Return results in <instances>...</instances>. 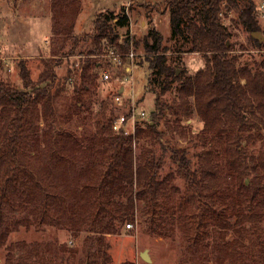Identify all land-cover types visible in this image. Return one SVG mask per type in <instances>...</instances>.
Listing matches in <instances>:
<instances>
[{
	"label": "trees",
	"instance_id": "16d2710c",
	"mask_svg": "<svg viewBox=\"0 0 264 264\" xmlns=\"http://www.w3.org/2000/svg\"><path fill=\"white\" fill-rule=\"evenodd\" d=\"M162 6L170 18L168 41L151 27L143 37L132 39L128 32L119 42L117 29L130 26L126 12L100 11L93 29L78 34L80 0H51L53 56L79 57L63 78L73 85V104L66 113L58 109L64 87L54 60L47 61L38 81L21 60L23 88L0 80V228L7 211L28 208L38 224L69 228L75 236L85 233L84 264H96L92 251L103 254L109 249L106 237L134 222L136 198L141 218L159 234L179 230L183 235L187 247L181 264L214 259L215 264H264V178L250 176L242 151L248 103L254 106L251 114L264 120V61L262 71H236L235 59L228 56L232 32L223 20L224 14L236 15L232 20L250 33L253 46L264 49L252 35L260 32L255 1L164 0ZM132 43L147 54L142 58L145 92L155 95L146 128L138 124V141L157 137L162 142L166 132L159 128L166 116L190 117L191 98L210 135L207 151L171 150L167 174L166 158L153 147L143 146L136 156L134 137L113 130L117 108L107 101L100 103L95 135L81 138L69 127L83 109L91 110L86 98L102 69L96 58L114 53L125 62ZM193 52L205 55L207 71L185 75L172 55ZM239 78L247 81L246 88L236 83ZM117 89L115 95L122 93L121 86ZM173 91L176 104L166 97ZM230 133L235 139L226 147ZM7 234L0 232V246ZM17 250L22 254L16 256ZM7 251L5 264H68L65 256L76 255L75 249L50 243H12Z\"/></svg>",
	"mask_w": 264,
	"mask_h": 264
},
{
	"label": "rangeland",
	"instance_id": "374dc122",
	"mask_svg": "<svg viewBox=\"0 0 264 264\" xmlns=\"http://www.w3.org/2000/svg\"><path fill=\"white\" fill-rule=\"evenodd\" d=\"M254 1L258 11L260 32L264 35V10L262 9L264 0ZM163 2L164 0H80L82 11L75 31L78 34L89 33L93 29V19L100 11L113 10L117 14L124 11L130 17V26L117 29L119 42L123 41L128 32L132 39L143 37L151 27L158 29L164 40L168 41L171 35L170 18L168 11L163 9ZM146 8H149L150 11H147ZM51 14V0H18L17 3H14L13 0H0V37L5 35L7 43L14 44V46L7 47L1 39L0 80H6L14 86L23 88L19 66L21 60L26 62L30 75L35 81L39 80L42 72L46 70L47 61L51 60H54V64L58 63L55 72L59 78H67L70 62H75L79 57L77 55L53 56L54 49L50 39ZM232 19H236V15L230 14L227 17L225 14L223 15L224 22L232 32L234 48L228 53V56L235 59V70L240 71L242 68H248L253 71H262L264 49L254 47L250 41V33ZM78 51L77 49V53ZM131 53L134 54L132 76H129L118 62L114 63L112 59L111 61L109 55L96 58L101 61L102 69L96 85L86 98V103L89 104L91 110L83 109L69 124L77 136L82 138L86 135H95L97 131L96 115L103 100L110 103L111 109L112 107L117 108L115 109L117 115L127 113L130 102L122 107L114 104L115 93L119 86L124 87L125 97L132 93L139 108L148 113L149 116L142 125L143 128H146V121L150 119V114L155 108V95L145 92L148 73L147 65L142 62V58H145L147 54L142 46L136 47L133 43L128 53L124 55L126 61ZM172 56L180 59L175 62V65L183 69L185 75H195L199 71H207V58L202 53H181ZM5 57L8 58L11 71L7 70L2 61V58ZM103 71L110 73L108 81L101 78ZM236 83L246 88L247 81L245 79L239 78ZM61 88L63 92L58 100V109L60 112L66 113L73 104V85L66 83L63 79ZM166 97L172 103H178L176 91ZM112 101L113 103H111ZM124 101L126 102L128 99ZM190 109L192 110L190 117L177 114L166 116L164 126L159 128L160 131L166 132V136L162 137V142L155 136L159 142H156L155 138L153 140L152 137L138 141L136 136L132 142L135 155L140 154L143 146L153 147L157 156L166 158L164 173L167 174L170 171V153L174 148L188 149L192 155L199 151H207L210 135L204 131L205 123L195 108L193 98L190 99ZM252 111H254V106H250L248 103L245 109L246 115H244L249 126L248 131L243 134L242 151L247 154L246 164L250 176L257 175L264 178V120L251 114ZM229 135L231 136L228 137V142H225L226 147H229L228 143H232L235 139L233 133ZM230 146L232 149L234 148V145ZM135 203L134 222H127L120 233L106 237L105 242L109 244V249H104L103 254L107 252V257H103L102 253L97 254V251H92V258L95 256L98 258L96 264H181L187 246L180 231L168 230V233L162 234V236L156 231L157 228L151 227L147 220L141 218V207L136 198ZM28 210L25 208L23 211L6 212L7 221L0 228V232L7 230L8 234L4 244L0 246V264H5L9 245L21 242L28 245L50 243L53 247H70L76 250V255L67 254L65 256V259H68V264H84L86 259L84 241L87 236L85 233L75 236L69 228L38 224ZM128 224L133 226L128 228ZM145 250L149 251L151 262L142 259L141 253ZM22 252V250H17L16 256L21 255ZM215 263L216 259L212 260L211 264Z\"/></svg>",
	"mask_w": 264,
	"mask_h": 264
},
{
	"label": "built area",
	"instance_id": "2783aa9c",
	"mask_svg": "<svg viewBox=\"0 0 264 264\" xmlns=\"http://www.w3.org/2000/svg\"><path fill=\"white\" fill-rule=\"evenodd\" d=\"M262 9L264 10V6L262 7ZM0 42H1V37H0ZM0 52H2L0 50ZM109 57L112 58V60L114 61V63L118 62V64L122 65L123 68L128 72L129 76H132L133 73V61H134V54L131 53L129 55V58L127 61L122 62L120 60L119 55L111 53L109 54ZM2 61L5 64V67L7 68V70L11 71V65L8 62V58H2ZM110 77V73L109 72H105L104 75L102 76V79L104 81H108ZM122 93H118L115 95V104L119 107H122L125 103L124 100L128 99L130 104L127 110V113L125 114H120L117 115V117L114 120L113 123V130L115 132H122L123 134L127 135V136H131L134 137L136 136V132H137V127L138 124L144 122L145 120H147L148 118V113L144 110L139 108V106L137 105L136 101H135V97L132 93H129V95L127 97L124 96V87H121ZM133 225L132 224H128L127 227L131 228Z\"/></svg>",
	"mask_w": 264,
	"mask_h": 264
},
{
	"label": "water",
	"instance_id": "95a60500",
	"mask_svg": "<svg viewBox=\"0 0 264 264\" xmlns=\"http://www.w3.org/2000/svg\"><path fill=\"white\" fill-rule=\"evenodd\" d=\"M252 35H253V37L255 39H258L260 42H264V35L261 32H259V31L258 32H254ZM121 92H122V90H121ZM141 257H142V259L144 261L151 262V257L149 255V251L148 250L143 251L141 253Z\"/></svg>",
	"mask_w": 264,
	"mask_h": 264
},
{
	"label": "crops",
	"instance_id": "0c3cea01",
	"mask_svg": "<svg viewBox=\"0 0 264 264\" xmlns=\"http://www.w3.org/2000/svg\"><path fill=\"white\" fill-rule=\"evenodd\" d=\"M93 19V18H92ZM50 26H51V24H50ZM5 34H6V32H5ZM1 39L3 40V42H4V44H5V46H9V47H11V46H14V44H12L11 42H8L7 43V38H6V36L4 35V36H1ZM12 41V40H11ZM2 42V41H1ZM7 43V44H6Z\"/></svg>",
	"mask_w": 264,
	"mask_h": 264
}]
</instances>
